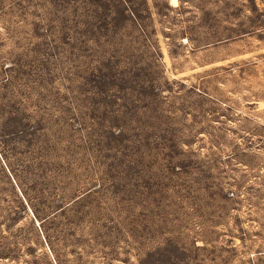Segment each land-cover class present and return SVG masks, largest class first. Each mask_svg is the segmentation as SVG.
I'll return each mask as SVG.
<instances>
[{
	"label": "rangeland",
	"instance_id": "1",
	"mask_svg": "<svg viewBox=\"0 0 264 264\" xmlns=\"http://www.w3.org/2000/svg\"><path fill=\"white\" fill-rule=\"evenodd\" d=\"M0 264H264V0H0Z\"/></svg>",
	"mask_w": 264,
	"mask_h": 264
},
{
	"label": "bare ground",
	"instance_id": "2",
	"mask_svg": "<svg viewBox=\"0 0 264 264\" xmlns=\"http://www.w3.org/2000/svg\"><path fill=\"white\" fill-rule=\"evenodd\" d=\"M175 1V0H174Z\"/></svg>",
	"mask_w": 264,
	"mask_h": 264
}]
</instances>
